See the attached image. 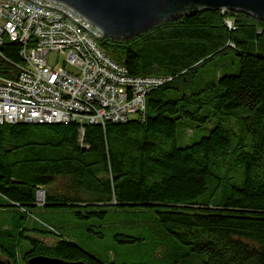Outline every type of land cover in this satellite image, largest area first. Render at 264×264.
Segmentation results:
<instances>
[{"label": "trees", "instance_id": "16d2710c", "mask_svg": "<svg viewBox=\"0 0 264 264\" xmlns=\"http://www.w3.org/2000/svg\"><path fill=\"white\" fill-rule=\"evenodd\" d=\"M261 37L264 21L223 9L163 20L128 39L101 36V49L130 75L169 79L147 93L141 118L89 123L83 132L74 121L0 123V197L20 208L11 226L0 227V253L16 264V242L32 230L41 239L29 237L24 264L34 255L117 264L90 255L51 225L34 224L27 210L43 190L42 203L51 206L152 208L167 233L200 254V264H264ZM229 48L236 72L199 73L213 60L226 65ZM2 50L20 60L16 42L6 41ZM12 67L0 59V70ZM184 118L217 120L208 134L178 145Z\"/></svg>", "mask_w": 264, "mask_h": 264}, {"label": "built area", "instance_id": "2783aa9c", "mask_svg": "<svg viewBox=\"0 0 264 264\" xmlns=\"http://www.w3.org/2000/svg\"><path fill=\"white\" fill-rule=\"evenodd\" d=\"M59 9L69 10L50 0H0V59L13 65L0 70V123L74 121L83 132L89 123L141 118L145 86L165 77L130 75ZM6 41L18 45V62L2 50Z\"/></svg>", "mask_w": 264, "mask_h": 264}, {"label": "rangeland", "instance_id": "374dc122", "mask_svg": "<svg viewBox=\"0 0 264 264\" xmlns=\"http://www.w3.org/2000/svg\"><path fill=\"white\" fill-rule=\"evenodd\" d=\"M225 22L228 28H233L230 19ZM226 57V65L213 60L201 68L199 73L203 70L207 74L236 72L238 62L237 56L233 55V49H227ZM226 66L231 69L228 70ZM216 120L209 118L205 123L198 124L189 119H180L176 134L177 144L184 145L208 134ZM231 123L236 124L233 120ZM43 199L44 193L37 194V202L28 207L30 220H34L38 227L51 225L61 237L77 243L101 261H113L117 264H200V254L191 252L190 245L167 233L157 223L156 213L152 208L124 209L112 203L51 206L42 203ZM19 209V206H14L0 197V227L11 226ZM125 235L135 239L126 241ZM29 237L41 239V234L32 230L25 231V236L16 242V264H24L22 253L31 246ZM44 240L52 243L54 238L46 237Z\"/></svg>", "mask_w": 264, "mask_h": 264}, {"label": "water", "instance_id": "95a60500", "mask_svg": "<svg viewBox=\"0 0 264 264\" xmlns=\"http://www.w3.org/2000/svg\"><path fill=\"white\" fill-rule=\"evenodd\" d=\"M68 7L103 36L128 39L163 21L189 16L205 9L233 10L264 21V0H50ZM23 123H39L25 121ZM62 123V122H44ZM115 204L114 202H111ZM29 264H85L83 261L34 255Z\"/></svg>", "mask_w": 264, "mask_h": 264}, {"label": "bare ground", "instance_id": "6f19581e", "mask_svg": "<svg viewBox=\"0 0 264 264\" xmlns=\"http://www.w3.org/2000/svg\"><path fill=\"white\" fill-rule=\"evenodd\" d=\"M60 19H63V22L68 25L74 26L78 32H84V36L87 37V40L98 43V40L101 38L102 33L92 25V29H86L84 21H81L79 17H76V13L71 9H59ZM169 77H165V80H168ZM156 81V83L147 84L144 88V95L152 90L153 88L159 86L163 81ZM41 196V195H40Z\"/></svg>", "mask_w": 264, "mask_h": 264}, {"label": "flooded vegetation", "instance_id": "af4514ba", "mask_svg": "<svg viewBox=\"0 0 264 264\" xmlns=\"http://www.w3.org/2000/svg\"><path fill=\"white\" fill-rule=\"evenodd\" d=\"M28 262V260H27ZM0 263L1 264H14L11 260V258H9L6 254L4 253H0ZM16 263V262H15ZM29 264V263H28Z\"/></svg>", "mask_w": 264, "mask_h": 264}]
</instances>
